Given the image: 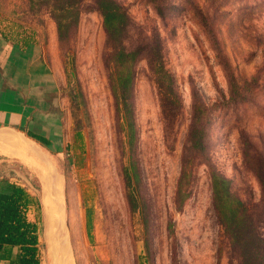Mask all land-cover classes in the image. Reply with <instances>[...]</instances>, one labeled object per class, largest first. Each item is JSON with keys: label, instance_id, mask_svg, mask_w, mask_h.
I'll list each match as a JSON object with an SVG mask.
<instances>
[{"label": "rangeland", "instance_id": "374dc122", "mask_svg": "<svg viewBox=\"0 0 264 264\" xmlns=\"http://www.w3.org/2000/svg\"><path fill=\"white\" fill-rule=\"evenodd\" d=\"M116 2L130 20L126 48L157 40L177 94V116L167 126L148 61L139 57L132 149L109 86L111 49L95 4L83 1L76 28L60 41L45 7L31 9L30 0H0L3 30L13 41L40 44L59 72L65 144L61 154L41 149L60 178L69 262L239 264L216 215L209 170L229 179L232 192L252 212L261 211V185L246 156L264 162V0ZM194 107L207 127L206 150L195 156L189 195L177 207ZM3 137L15 139L0 135L1 145ZM21 146L31 162L0 155V179L25 187L37 200L28 218L38 226L42 264H51V243L61 220L46 192L50 171ZM129 160L139 175L135 208L124 177ZM47 202L56 207L52 224L46 220ZM259 232L264 237V225Z\"/></svg>", "mask_w": 264, "mask_h": 264}, {"label": "trees", "instance_id": "16d2710c", "mask_svg": "<svg viewBox=\"0 0 264 264\" xmlns=\"http://www.w3.org/2000/svg\"><path fill=\"white\" fill-rule=\"evenodd\" d=\"M84 0H30L31 9L45 7L54 19L58 39H66L78 24L80 5ZM103 19L107 41L111 49L109 86L114 97L116 112L129 145L135 139V120L132 93L135 65L144 55L158 89L163 119L170 126L177 116V94L171 73L166 69L161 45L156 40L147 47L127 49L125 39L130 20L125 9L116 0H91ZM203 113L194 107L186 144L184 146L181 174L177 183V207L188 197L193 160L206 150L207 127ZM28 136L47 144L44 138L28 132ZM247 164L256 175L262 190V209L252 212L231 190L229 179L210 166L213 205L239 264H264V237L259 227L264 225V162L255 163L247 155ZM255 165V166H254ZM128 198L135 208L134 195L139 183L135 164L129 160L124 168ZM34 196L23 186L7 178L0 179V259L9 264H42L38 226L28 218L29 208L37 205ZM89 228V226H88Z\"/></svg>", "mask_w": 264, "mask_h": 264}, {"label": "crops", "instance_id": "0c3cea01", "mask_svg": "<svg viewBox=\"0 0 264 264\" xmlns=\"http://www.w3.org/2000/svg\"><path fill=\"white\" fill-rule=\"evenodd\" d=\"M59 78L58 69L46 60L40 44L13 41L0 25V135L14 134L42 152L61 154L65 126ZM28 132L48 143L28 136ZM4 147L10 148L0 144V149ZM0 155L9 157L2 150ZM0 264L9 263L0 259Z\"/></svg>", "mask_w": 264, "mask_h": 264}, {"label": "bare ground", "instance_id": "6f19581e", "mask_svg": "<svg viewBox=\"0 0 264 264\" xmlns=\"http://www.w3.org/2000/svg\"><path fill=\"white\" fill-rule=\"evenodd\" d=\"M3 135H11V134H3ZM11 136L15 137V139H10V138L5 139L3 137L4 140L2 146L10 147V148L4 147L3 148L4 153H6L9 156H14L22 161H29L30 163L31 160L26 152V149L23 146H21L24 143L28 151H31L37 157V159H39L45 166H47V168L50 171V180L44 181L46 184V192H47V196L51 199L53 204H55L56 207L58 208L60 212V220H61L60 222L61 226L58 230L57 238L51 243V264H70L69 248H68V244L66 243L68 236L67 232L69 228L68 227L69 220L63 203V194L61 193L59 188L60 178L57 175L56 170L51 164L49 158L39 149V147L31 144L30 142L26 141L21 137L15 136L14 134H12ZM45 206L47 211L46 220L48 221V223L52 224V221H54V218L56 216V207H54V205L48 202L46 203Z\"/></svg>", "mask_w": 264, "mask_h": 264}]
</instances>
